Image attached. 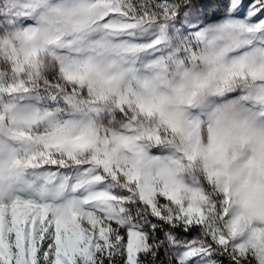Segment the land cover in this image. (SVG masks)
Listing matches in <instances>:
<instances>
[{"label": "snow or ice", "instance_id": "6c2138e0", "mask_svg": "<svg viewBox=\"0 0 264 264\" xmlns=\"http://www.w3.org/2000/svg\"><path fill=\"white\" fill-rule=\"evenodd\" d=\"M0 264H264V0H0Z\"/></svg>", "mask_w": 264, "mask_h": 264}]
</instances>
